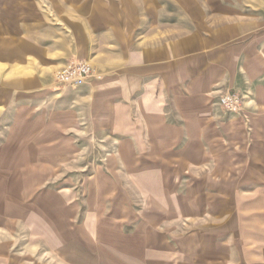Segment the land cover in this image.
<instances>
[{"label": "crops", "instance_id": "0c3cea01", "mask_svg": "<svg viewBox=\"0 0 264 264\" xmlns=\"http://www.w3.org/2000/svg\"><path fill=\"white\" fill-rule=\"evenodd\" d=\"M167 9L163 0H0L6 133L23 132L52 171L83 131L103 144V173H138L153 212L168 203L173 218H194L191 233L205 235L190 264H264V59L253 42L219 45L215 15L187 17L178 30ZM79 61L92 77L60 88L54 73ZM230 92L245 99L225 119L215 105Z\"/></svg>", "mask_w": 264, "mask_h": 264}, {"label": "rangeland", "instance_id": "374dc122", "mask_svg": "<svg viewBox=\"0 0 264 264\" xmlns=\"http://www.w3.org/2000/svg\"><path fill=\"white\" fill-rule=\"evenodd\" d=\"M163 1L169 27L185 30L187 17L215 15V27L225 26L215 38L219 45L225 43L229 52L253 42L264 59V0ZM251 21L263 27L240 35L236 29ZM222 112L225 119L234 116ZM9 121V115L0 117V264L191 263L195 242L205 235L191 233L194 218L182 213L174 219L164 208L172 205L168 203L159 204V214L153 212L157 205L137 184L138 173H103L110 163L100 152L103 144L89 145L80 131L77 151H67L55 170L47 171L38 146L24 147L23 132L6 133ZM13 135L14 141L8 142ZM35 158L41 162L33 163ZM17 160L20 166L9 163ZM93 168L102 173L96 176ZM202 216L195 218L198 226L204 224Z\"/></svg>", "mask_w": 264, "mask_h": 264}, {"label": "built area", "instance_id": "2783aa9c", "mask_svg": "<svg viewBox=\"0 0 264 264\" xmlns=\"http://www.w3.org/2000/svg\"><path fill=\"white\" fill-rule=\"evenodd\" d=\"M92 74L93 70L90 65L80 61L68 62L54 73V81L63 87L78 88L84 85ZM219 106L227 114H239L242 109V99L235 92L225 93L219 98Z\"/></svg>", "mask_w": 264, "mask_h": 264}]
</instances>
